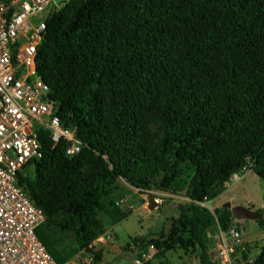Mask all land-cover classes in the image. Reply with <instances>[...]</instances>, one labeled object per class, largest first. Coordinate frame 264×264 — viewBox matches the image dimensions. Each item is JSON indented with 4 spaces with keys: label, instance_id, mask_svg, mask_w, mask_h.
Returning <instances> with one entry per match:
<instances>
[{
    "label": "trees",
    "instance_id": "1",
    "mask_svg": "<svg viewBox=\"0 0 264 264\" xmlns=\"http://www.w3.org/2000/svg\"><path fill=\"white\" fill-rule=\"evenodd\" d=\"M171 33L183 38L175 65L162 49ZM37 71L62 125L76 128L83 144L68 157L64 142L54 146L41 131L36 176L19 177L46 216L36 233L51 256L66 262L50 232H73L78 250L102 261L90 248L105 234L99 213L112 214L124 180L191 201L168 221L167 235L133 239L132 255L154 244L192 249L200 264H213L214 238L234 219L230 209L200 204L250 161L264 188V0H70L46 20ZM146 102L165 128L153 149L137 140ZM258 213L264 230V209ZM245 248L242 263L253 253ZM251 264H264V242Z\"/></svg>",
    "mask_w": 264,
    "mask_h": 264
},
{
    "label": "built area",
    "instance_id": "2",
    "mask_svg": "<svg viewBox=\"0 0 264 264\" xmlns=\"http://www.w3.org/2000/svg\"><path fill=\"white\" fill-rule=\"evenodd\" d=\"M69 2L0 0V264H60L37 236L46 216L24 191L19 177H26L27 170L34 169L35 162L43 157L41 131L50 133L54 146L64 142L68 157L78 155L83 148L77 129L62 125L50 96L52 90L37 71L46 20ZM219 235L218 248L224 254L217 251L215 264H230L235 253L229 246L231 238L239 246L253 247L235 230L230 239L223 232ZM114 237L113 232L103 234L92 245H106ZM157 253L154 244L136 251L134 264L153 262Z\"/></svg>",
    "mask_w": 264,
    "mask_h": 264
},
{
    "label": "rangeland",
    "instance_id": "3",
    "mask_svg": "<svg viewBox=\"0 0 264 264\" xmlns=\"http://www.w3.org/2000/svg\"><path fill=\"white\" fill-rule=\"evenodd\" d=\"M107 33V31H105ZM183 38L180 34L171 33L164 41L162 49L163 52L171 57L173 65L176 64L178 54L180 52V45ZM153 85L160 91L161 94L168 92V85L159 77L153 80ZM165 128L159 118L154 112L150 103L146 102L140 110V116L137 123V140L140 145L153 149L155 148L164 137ZM253 162L250 161L247 168L242 172L233 176L224 185V190L213 201L200 204L207 207L211 212L216 209L228 208L231 209L236 206L246 207L255 212H260L264 209V188L260 178L252 170ZM27 176L35 178L36 169L32 167L27 170ZM172 193H164L153 188L150 191L133 188L124 180L119 181V188L114 192L111 197V206L109 207L110 213H99V218L105 227V234L113 232L115 237L108 244L111 243V248H103V246H91L97 251H102V264L112 263V258L117 254L120 257L114 259V264H133L135 255L133 254L134 245H130L133 239L138 237H159L162 233L168 234L167 229L168 221L176 219L179 216L180 207L191 201L185 200L184 193L178 194V197H172ZM153 197L157 202L156 208H152L149 203V198ZM120 213H124L125 217H120ZM118 219V220H117ZM117 220V222H116ZM264 220V214H263ZM116 222V223H115ZM259 221H235L226 234L230 239L231 231H237L241 234L242 241L245 243L253 244V253L248 262L242 263V251L247 245L239 246L231 238L229 246L234 247L235 253L231 256L230 264H251L255 261V256L258 254L260 247L264 242V230L261 229ZM115 223V224H114ZM114 224V226H113ZM168 226V227H167ZM221 232V231H220ZM219 232V233H220ZM214 238L213 244V264H215V255L217 251L221 256L224 251L219 249L221 243L220 235ZM52 237L58 240L57 252L65 259L66 262L71 264H100L94 261L93 255L90 253L80 251L77 248L75 234L73 232H50ZM101 237V236H100ZM95 240L93 243H96ZM97 244V243H96ZM105 246V245H104ZM90 247V248H91ZM248 247V246H247ZM159 254L153 262L154 264H192L195 261L196 254L192 249L188 252L181 250L178 247L167 250L165 247L158 248ZM71 254V256L69 255ZM108 254L113 257L108 258ZM133 257H131V255ZM190 259V263L186 262ZM198 261V260H197ZM195 261V264H200V261Z\"/></svg>",
    "mask_w": 264,
    "mask_h": 264
},
{
    "label": "water",
    "instance_id": "4",
    "mask_svg": "<svg viewBox=\"0 0 264 264\" xmlns=\"http://www.w3.org/2000/svg\"><path fill=\"white\" fill-rule=\"evenodd\" d=\"M149 203L152 208H156L158 205L157 202H155L153 197L149 198ZM228 209V208H225ZM232 213V218L235 221H257L259 219V213L252 211L251 209H248L246 207L242 206H236L230 209Z\"/></svg>",
    "mask_w": 264,
    "mask_h": 264
},
{
    "label": "crops",
    "instance_id": "5",
    "mask_svg": "<svg viewBox=\"0 0 264 264\" xmlns=\"http://www.w3.org/2000/svg\"><path fill=\"white\" fill-rule=\"evenodd\" d=\"M166 195H167V196L170 195V196H172V197H178V196H176V195H171V194H166ZM184 199H185L186 201L189 200V199L186 198V197H185ZM189 201H190V200H189ZM184 205H185V204H184ZM113 226H114V225H113ZM106 247L111 248V247H114V246H112L111 243H109V244H106L105 246L103 245L102 249H103V248H106ZM111 257H113V256L110 255V254H108V258H111ZM116 257H120V256L117 254L114 258H112V263H110V264H114L113 262L117 261V260L114 261V259H115ZM120 258H121V257H120ZM120 260H122V258H121ZM197 260L200 261L199 258L196 257V258H195V261H197ZM190 261H191L190 259H186V262L190 263ZM195 261H193L192 264H195ZM198 261H197V262H198ZM154 262H155V261H154ZM191 262H192V261H191ZM100 264H102V262H100ZM103 264H105V261L103 262ZM133 264H134V263H133ZM153 264H154V263H153Z\"/></svg>",
    "mask_w": 264,
    "mask_h": 264
}]
</instances>
